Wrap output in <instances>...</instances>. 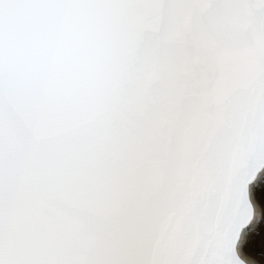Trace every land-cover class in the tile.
Masks as SVG:
<instances>
[{
  "label": "snow or ice",
  "instance_id": "obj_1",
  "mask_svg": "<svg viewBox=\"0 0 264 264\" xmlns=\"http://www.w3.org/2000/svg\"><path fill=\"white\" fill-rule=\"evenodd\" d=\"M0 264H264V0H0Z\"/></svg>",
  "mask_w": 264,
  "mask_h": 264
}]
</instances>
